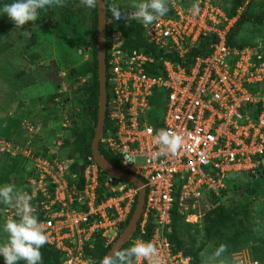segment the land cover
<instances>
[{
    "label": "built area",
    "instance_id": "1",
    "mask_svg": "<svg viewBox=\"0 0 264 264\" xmlns=\"http://www.w3.org/2000/svg\"><path fill=\"white\" fill-rule=\"evenodd\" d=\"M250 1L233 17L219 0H192L190 9L188 5L172 8L151 25L137 21L149 44L181 60L161 58L152 73L153 57L144 51H124L121 34H112L106 59L110 75L106 120L111 127L104 128L100 145L126 173L145 183V205L137 226L140 236L133 244L151 242L159 264H190V257L170 240L174 213L186 223L200 224L220 205L229 176H261L264 45H227L230 30ZM194 3L200 9L196 14L191 11ZM207 37L217 40L210 53L188 63L187 55ZM67 91L63 83L61 92ZM62 125L68 128L69 120L65 118ZM22 126L21 141L0 140V155L21 157L34 165L22 190L31 197L34 215L44 225L46 244L63 254V264H95V244L101 239L107 247L118 239L139 188L104 175L89 157L79 189L80 178L70 170L75 160L63 154L66 135L46 134V144L41 142L34 151L32 137L45 131L35 124ZM156 127L182 138L176 153H165L155 142ZM126 154L131 157L128 163H124ZM1 217L15 219L14 209H5ZM149 223L153 230L145 237ZM249 254L234 253V264H260ZM133 264H153V260H133Z\"/></svg>",
    "mask_w": 264,
    "mask_h": 264
},
{
    "label": "rangeland",
    "instance_id": "2",
    "mask_svg": "<svg viewBox=\"0 0 264 264\" xmlns=\"http://www.w3.org/2000/svg\"><path fill=\"white\" fill-rule=\"evenodd\" d=\"M109 1L110 7L114 5L123 13L119 20H125L127 14L133 10L134 0ZM219 1L225 5L228 12L232 0ZM10 2L11 0H9ZM192 3V0H167L166 6L170 11L172 8L182 9L187 5L190 9ZM60 9H64L73 16L72 22L78 25L79 32L84 35L82 42L77 43L73 31L65 28L60 22ZM263 11L264 0H254L252 7L247 10L249 15H260ZM94 16V9L83 7L80 0H64L62 7L53 6L40 11L35 22H28L21 29L14 26L8 35L0 37V47H7L6 51L0 55V140L21 141L20 137L17 136L20 130L16 134L14 133L13 124L15 121H18L20 126L23 123H30L44 129L45 134L34 135L31 139L32 143H35L34 145L31 144L34 151L41 148V142L46 144L44 142L46 141L44 139L46 134L50 135L51 138L54 137V134L57 137L59 133L68 135V132L63 128L61 118L59 121L53 122V118L47 116L46 109L48 107L45 101L48 95L57 92L58 86L62 82L61 79H63L62 76L66 72L68 75L74 76L75 73L80 72L79 69L85 62L92 59ZM110 20H117L112 17L111 12ZM234 40L240 44L264 45V21L260 24L245 23ZM21 73H24V76L18 79V74ZM30 80H34V82L23 87V83L25 81L30 82ZM78 81V86L81 87L84 84V77L80 75ZM77 109L79 110L80 106ZM24 131L21 129V133ZM52 131H55L54 134ZM63 154H71V151L66 150ZM32 167L34 165L27 162L26 171L31 173ZM18 177H23V174L22 176L20 174L15 176L16 179ZM252 184L255 188H258V185L264 186V177L253 180ZM17 189L22 190L24 188L17 186ZM245 198L242 194H236L229 188L228 193L220 201V207L213 212L210 221L205 223L203 219L198 224L202 229V235L198 237V241L204 238L206 228L213 237L202 252V264L219 247L217 232L222 229L224 224L215 226L216 221L220 218L224 219L230 211L241 205L249 209V215L244 220V230H246L249 239L243 246H240V255L245 257L250 253V249L253 250V247L264 246V189L261 187L255 195L251 196V201L245 200ZM238 219H243V215H239ZM224 223L228 225L230 222L224 219ZM229 231L232 233L234 228H230ZM0 239L3 237L0 236ZM232 255L230 257L224 252L220 258L212 261V264H234V255Z\"/></svg>",
    "mask_w": 264,
    "mask_h": 264
},
{
    "label": "trees",
    "instance_id": "3",
    "mask_svg": "<svg viewBox=\"0 0 264 264\" xmlns=\"http://www.w3.org/2000/svg\"><path fill=\"white\" fill-rule=\"evenodd\" d=\"M107 8L106 18H107V29H106V54L107 60H109L110 49L112 45V34L114 31H118L122 38L123 44L122 49L127 52H132L134 50L144 51L148 56L153 57L156 61L155 65L152 69H149V72L152 73L156 71V66L159 67V63L161 58H171L172 61H181L173 54H166L164 50H160L155 46H152L147 41L144 29L141 24H139L135 20L125 19V20H114L112 22L109 21L110 11V1L104 0ZM246 0H232V5L230 10L228 11L229 17H233L237 14L238 10L243 7ZM254 0H251L244 10L234 27L230 30V33L227 37V45L231 47H247L252 46V44H240L236 42L234 39L239 34L240 30L244 26L245 23H263L264 21V11L260 15H249L247 10L252 7ZM0 3H9V0H0ZM170 10L166 14H169ZM94 21L92 27V41H93V51H92V59L90 61L85 62L81 68L79 69V73H75L74 76L69 74L66 80V85L68 86V91L62 93L61 86L58 87L57 92L54 94L48 95L46 98L45 104L48 107L46 110L47 116L49 118H53L54 121H59L61 118L62 121H65V118L69 120L70 126L65 128L68 132L66 135L65 141V150H70L71 154L68 156L74 159V163L71 165V172L74 175H77L80 178V182L78 183V188L83 189V178L82 174L89 164V157H92V142L94 139L97 121H98V111H99V79H98V59H97V32H98V13L97 7L94 9ZM73 16L66 12L64 9H60V22L64 25L68 30L71 29L74 33V38L77 43H80L84 39V35L79 32L77 28V24L72 22ZM14 25L8 20L6 16H0V37L8 35ZM217 40L212 37L203 38L199 41V44L196 48L192 49V51L187 55V62L191 63L193 59L198 56H207L212 48V45ZM7 47H0V55H2L6 51ZM82 75V77L87 78V81L82 84L81 87L78 86V78ZM24 76V73L18 74V79ZM109 78V73L107 74ZM34 80H30V82L25 81L23 83V87H27L32 84ZM22 87V86H21ZM107 92L109 94V85L107 86ZM82 96V97H81ZM59 98V101L56 99ZM73 100V101H72ZM74 103V104H73ZM72 104V105H71ZM70 105V107H67ZM80 106L78 110L77 107ZM57 110V111H56ZM60 112V114H58ZM61 115V116H60ZM155 124V122H154ZM14 133L20 130L17 136L21 138L23 136L24 131L23 126H20L18 121H15L14 124ZM61 127V126H60ZM111 127L110 121L107 119L105 122V131ZM158 130V127H156ZM53 132V131H52ZM55 132V131H54ZM54 132L52 134H54ZM101 155L113 164L115 167L122 169L117 158L113 157L109 154L104 146L100 145ZM27 161L21 157L12 158L10 156H1L0 155V185L2 184H11L16 188L17 186L25 187L27 183V177L30 175L26 171ZM101 170V169H100ZM101 172L105 174L102 170ZM27 173V174H26ZM23 174V177L15 176ZM261 176L254 179L253 177L247 175L233 174L227 179V189L223 190L221 193V199L228 193L229 188L233 190L236 194H242L245 200L251 201V196L255 195L257 191L264 186L258 185V188H255L252 184L253 180H257ZM243 178V179H241ZM241 180V182H240ZM122 182V181H121ZM124 183V182H123ZM132 185V184H130ZM133 186V185H132ZM136 204L134 205L133 212L130 214L129 219L123 225V231L126 226L129 224ZM220 206H218L212 212L207 213L204 216V222L207 223L210 221L213 212H215ZM10 207L0 205V223H2L5 219L1 217L3 211ZM239 215H243V219H238ZM249 215V209L246 206H239L232 211L228 215L225 216L224 219L229 221L228 225H225L224 219L220 218L216 221L215 226L224 224L221 230L217 232V238L219 239L218 245L223 244L226 248L225 254L231 257L232 254L240 252V246H243L249 239V236L244 230V220L247 219ZM220 217V216H219ZM230 228H234V231L231 233ZM173 232L170 236L171 242L174 244L177 251L183 252L186 257H190V264H202V252L205 246L212 240L213 237L208 232V228L205 229L204 238L201 241H198V237L202 235V229L198 224H190L186 223L184 219L174 213L173 215ZM153 230V224L149 223L147 228V234L145 237H149ZM140 236L139 227L136 229L135 233L132 235L130 240L121 248L120 251H125L133 245V241ZM255 241V240H254ZM114 244V243H113ZM113 244L105 247V243L99 239L95 244V248L92 251V256L96 260L95 264H98L104 256L108 253V251L112 248ZM251 250V251H250ZM250 254L252 258L260 264H264V246L258 245L253 247V250L250 249ZM42 256V264H63L64 256L63 254L45 244L41 249ZM0 264H3L2 258H0ZM19 264H23V262H19Z\"/></svg>",
    "mask_w": 264,
    "mask_h": 264
},
{
    "label": "clouds",
    "instance_id": "4",
    "mask_svg": "<svg viewBox=\"0 0 264 264\" xmlns=\"http://www.w3.org/2000/svg\"><path fill=\"white\" fill-rule=\"evenodd\" d=\"M99 3L100 0H80V4L87 9H95ZM63 4L64 0H11L10 3H0V16H6L17 29H21L26 23L35 22L40 11L53 6L62 7ZM166 4L167 0H134L133 10L127 18L144 26L151 25L168 12ZM108 11L114 19L119 20L123 16L121 10L114 5ZM191 11L193 14L198 13L199 5L194 3ZM155 142L163 146L165 153L174 154L181 147L182 138L169 131L158 130ZM130 159L126 154L124 163H128ZM30 200L27 193L14 185H0V205L15 211V219L8 218L0 223V236L3 237L0 239V258L3 264H19L21 261L23 264H42L40 249L46 244L48 237L43 230V223L34 215ZM225 251V246L221 244L206 258L204 264H212ZM155 257L156 249L151 242L138 241L125 251L115 250L104 256L100 264H133V260L141 259H152L153 264H159Z\"/></svg>",
    "mask_w": 264,
    "mask_h": 264
},
{
    "label": "water",
    "instance_id": "5",
    "mask_svg": "<svg viewBox=\"0 0 264 264\" xmlns=\"http://www.w3.org/2000/svg\"><path fill=\"white\" fill-rule=\"evenodd\" d=\"M98 13V32H97V59H98V79H99V111L98 121L94 139L92 142V157L97 163L99 168L107 175L123 181L128 184H133L139 188V194L137 198L136 207L134 209L133 216L126 226L124 231L114 242L112 248L106 255H110L113 251H120L121 248L130 240L132 235L135 233L140 218L142 216L145 199H146V187L145 183L135 178L122 169L115 167L109 161H107L100 152V139L105 127L107 106H108V92H107V54H106V29H107V8L104 0H100L97 5ZM123 40V38H122ZM261 178L264 177V162L260 165ZM101 262V261H100ZM100 262L98 264H100Z\"/></svg>",
    "mask_w": 264,
    "mask_h": 264
},
{
    "label": "flooded vegetation",
    "instance_id": "6",
    "mask_svg": "<svg viewBox=\"0 0 264 264\" xmlns=\"http://www.w3.org/2000/svg\"><path fill=\"white\" fill-rule=\"evenodd\" d=\"M66 74H67V75H66ZM66 74H64V75L62 76L63 79H61L62 82L60 83L59 86H61L62 83H66V80H67V77H68V73L66 72ZM86 81H87V78H86V79L84 78V83H85ZM59 86H58V87H59ZM81 97H82V96H81Z\"/></svg>",
    "mask_w": 264,
    "mask_h": 264
}]
</instances>
